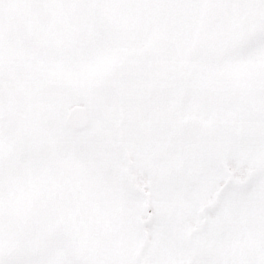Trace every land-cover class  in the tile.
<instances>
[{"label":"snow or ice","instance_id":"snow-or-ice-1","mask_svg":"<svg viewBox=\"0 0 264 264\" xmlns=\"http://www.w3.org/2000/svg\"><path fill=\"white\" fill-rule=\"evenodd\" d=\"M0 264H264V0H0Z\"/></svg>","mask_w":264,"mask_h":264},{"label":"water","instance_id":"water-1","mask_svg":"<svg viewBox=\"0 0 264 264\" xmlns=\"http://www.w3.org/2000/svg\"><path fill=\"white\" fill-rule=\"evenodd\" d=\"M79 118H80V114H79V112H77V113H76V116H75V119H76L77 121H79Z\"/></svg>","mask_w":264,"mask_h":264}]
</instances>
